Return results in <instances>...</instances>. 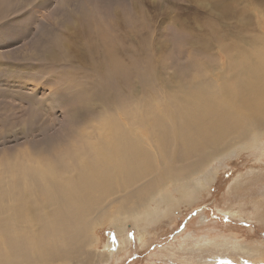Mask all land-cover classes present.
I'll return each instance as SVG.
<instances>
[{
	"label": "rangeland",
	"instance_id": "374dc122",
	"mask_svg": "<svg viewBox=\"0 0 264 264\" xmlns=\"http://www.w3.org/2000/svg\"><path fill=\"white\" fill-rule=\"evenodd\" d=\"M256 10L264 15V0H0V159L55 147L75 127L100 123L104 112L92 97L119 61L133 69L121 82L134 81L136 99L145 66L164 95L184 87L195 65L220 69L218 34L245 41L264 31ZM263 149L215 161L206 188L148 225L142 240L130 222L127 250L118 252L119 231L102 223L97 248L114 253L106 264H264Z\"/></svg>",
	"mask_w": 264,
	"mask_h": 264
},
{
	"label": "bare ground",
	"instance_id": "6f19581e",
	"mask_svg": "<svg viewBox=\"0 0 264 264\" xmlns=\"http://www.w3.org/2000/svg\"><path fill=\"white\" fill-rule=\"evenodd\" d=\"M217 37L222 67L195 65L198 71L183 78L186 95L183 85L169 95L157 91L145 66L136 99L134 81L121 82L133 69L113 61L110 72L96 74L103 79L92 97L104 112L100 123L75 127L55 147L0 159V264H106L114 253L110 245L97 248L102 223L119 231L118 252L127 250L130 222L142 240L148 225L206 188L215 161L237 149H263L264 31L245 41ZM81 92L76 99L88 102ZM77 118L70 116L79 124Z\"/></svg>",
	"mask_w": 264,
	"mask_h": 264
}]
</instances>
